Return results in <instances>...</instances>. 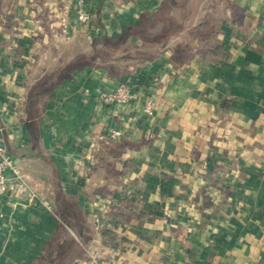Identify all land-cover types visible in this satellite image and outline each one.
Returning a JSON list of instances; mask_svg holds the SVG:
<instances>
[{
	"label": "crops",
	"instance_id": "1",
	"mask_svg": "<svg viewBox=\"0 0 264 264\" xmlns=\"http://www.w3.org/2000/svg\"><path fill=\"white\" fill-rule=\"evenodd\" d=\"M218 1L225 62L195 46L175 59L182 36L151 60L125 58V44L71 70L31 117V84L162 0H88L87 23L76 0H5L0 142L45 204L0 196V264H264V0H203L198 15ZM123 81L137 93L128 104L86 92Z\"/></svg>",
	"mask_w": 264,
	"mask_h": 264
},
{
	"label": "trees",
	"instance_id": "2",
	"mask_svg": "<svg viewBox=\"0 0 264 264\" xmlns=\"http://www.w3.org/2000/svg\"><path fill=\"white\" fill-rule=\"evenodd\" d=\"M191 1L162 0L156 12L141 13L137 23L125 28L118 35L96 38L93 44V53L78 55L73 61L49 72L29 86L28 101L25 106L28 114L31 117L40 115L39 109L35 106L46 97L47 92L55 84L68 77L71 70L80 68L97 57L107 61L125 44L126 49L121 51V54L125 52V58L151 60L171 39L182 36L183 41L174 50L175 59L180 61L188 54L189 49L195 46L201 57L215 63L225 62L230 57L226 45L213 43V39L220 31V19H212L211 14L201 17L198 13L194 14L191 19L188 18L187 10ZM4 8L5 0H0V14ZM131 36L141 38L144 43L128 45L127 41ZM116 150L117 146L114 148V151ZM104 231L107 233V230Z\"/></svg>",
	"mask_w": 264,
	"mask_h": 264
},
{
	"label": "built area",
	"instance_id": "3",
	"mask_svg": "<svg viewBox=\"0 0 264 264\" xmlns=\"http://www.w3.org/2000/svg\"><path fill=\"white\" fill-rule=\"evenodd\" d=\"M87 2L88 0H76L77 22L87 23L90 20L91 14L87 10ZM86 92L92 93L95 100L104 105L128 104L133 101L137 95L133 85L127 81H123L111 89L99 88L94 92L87 89ZM143 110L148 115L154 114L155 100L152 97L145 100ZM122 135V130L118 128L111 129L108 132V137L112 139ZM9 191L16 194H23L31 202H45V200L38 196L31 188L18 161L9 153L7 147L0 142V196ZM95 223L97 226H102V222L97 217L95 218Z\"/></svg>",
	"mask_w": 264,
	"mask_h": 264
},
{
	"label": "rangeland",
	"instance_id": "4",
	"mask_svg": "<svg viewBox=\"0 0 264 264\" xmlns=\"http://www.w3.org/2000/svg\"><path fill=\"white\" fill-rule=\"evenodd\" d=\"M202 1H203V0H194V6H195V9H196V10L193 9L192 11L188 12V18L191 19V17H193L194 14H197V7H199L200 5L203 4ZM220 2H221V1H218V2L216 3V9H215V11L213 12V14H211V15H212L211 18L214 19V20H218L220 16H223V13H222V11H221V9H220V6H223L224 3H223V4H222V3L220 4ZM225 4H226V3H225ZM202 8H203V7H202ZM194 10H195V11H194ZM78 23H80V22H78Z\"/></svg>",
	"mask_w": 264,
	"mask_h": 264
}]
</instances>
